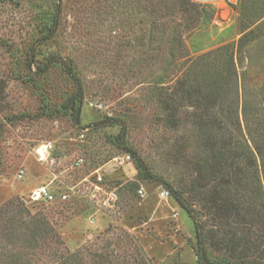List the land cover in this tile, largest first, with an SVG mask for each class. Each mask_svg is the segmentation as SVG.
<instances>
[{"label":"rangeland","instance_id":"374dc122","mask_svg":"<svg viewBox=\"0 0 264 264\" xmlns=\"http://www.w3.org/2000/svg\"><path fill=\"white\" fill-rule=\"evenodd\" d=\"M208 93L216 110L197 105ZM262 132L264 0H0V264H201L175 195L218 229L192 183L211 143L240 155ZM124 153L135 169L114 180L115 207L73 194ZM38 184L71 196L29 202Z\"/></svg>","mask_w":264,"mask_h":264},{"label":"trees","instance_id":"16d2710c","mask_svg":"<svg viewBox=\"0 0 264 264\" xmlns=\"http://www.w3.org/2000/svg\"><path fill=\"white\" fill-rule=\"evenodd\" d=\"M200 97L198 106L206 103L216 110L222 104L216 93ZM252 143L253 147L247 144L240 155L231 138L211 143L215 153L211 171L192 183L191 190L200 196L204 216L218 220V229L207 230V220L193 213L183 197L175 195L194 221L195 239L191 244L201 264H264V132L253 137ZM249 176L256 177V191L250 196L245 192ZM222 226L224 229H220ZM211 248L221 253L213 257Z\"/></svg>","mask_w":264,"mask_h":264},{"label":"built area","instance_id":"2783aa9c","mask_svg":"<svg viewBox=\"0 0 264 264\" xmlns=\"http://www.w3.org/2000/svg\"><path fill=\"white\" fill-rule=\"evenodd\" d=\"M53 144L51 141L37 144L34 148L37 161L48 163L52 153ZM83 162V159H80ZM135 169L132 157L129 153L116 156L110 161L93 168L80 183L71 188L75 195H79L92 203L96 209H110L117 205L119 192L114 180L129 179V174ZM116 170L122 172L121 177H113ZM25 174L23 169L19 170L17 176L22 178ZM144 189L140 188L138 193L144 196ZM167 192H162V195ZM28 201L32 203H57L69 200L71 194L69 189H57L50 184H38L31 188L28 193Z\"/></svg>","mask_w":264,"mask_h":264},{"label":"bare ground","instance_id":"6f19581e","mask_svg":"<svg viewBox=\"0 0 264 264\" xmlns=\"http://www.w3.org/2000/svg\"><path fill=\"white\" fill-rule=\"evenodd\" d=\"M206 1H218V0H206Z\"/></svg>","mask_w":264,"mask_h":264}]
</instances>
